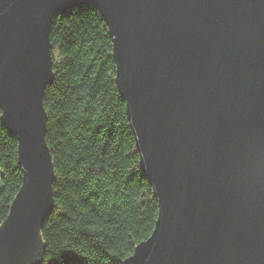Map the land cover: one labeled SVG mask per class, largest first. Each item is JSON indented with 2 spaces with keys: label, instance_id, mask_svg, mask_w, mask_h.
<instances>
[{
  "label": "water",
  "instance_id": "water-1",
  "mask_svg": "<svg viewBox=\"0 0 264 264\" xmlns=\"http://www.w3.org/2000/svg\"><path fill=\"white\" fill-rule=\"evenodd\" d=\"M79 7L108 27L158 204L151 236L123 264H264V0H0L1 121L22 171L0 264H40L46 249L51 31Z\"/></svg>",
  "mask_w": 264,
  "mask_h": 264
},
{
  "label": "trees",
  "instance_id": "trees-1",
  "mask_svg": "<svg viewBox=\"0 0 264 264\" xmlns=\"http://www.w3.org/2000/svg\"><path fill=\"white\" fill-rule=\"evenodd\" d=\"M51 44L44 106L54 207L40 264H123L151 236L158 204L117 87L112 38L97 10L79 7L54 20ZM1 113L0 225L22 184L18 143Z\"/></svg>",
  "mask_w": 264,
  "mask_h": 264
},
{
  "label": "rangeland",
  "instance_id": "rangeland-1",
  "mask_svg": "<svg viewBox=\"0 0 264 264\" xmlns=\"http://www.w3.org/2000/svg\"><path fill=\"white\" fill-rule=\"evenodd\" d=\"M0 178H1V171H0Z\"/></svg>",
  "mask_w": 264,
  "mask_h": 264
},
{
  "label": "bare ground",
  "instance_id": "bare-ground-1",
  "mask_svg": "<svg viewBox=\"0 0 264 264\" xmlns=\"http://www.w3.org/2000/svg\"><path fill=\"white\" fill-rule=\"evenodd\" d=\"M101 15V14H100ZM53 57V56H52Z\"/></svg>",
  "mask_w": 264,
  "mask_h": 264
}]
</instances>
